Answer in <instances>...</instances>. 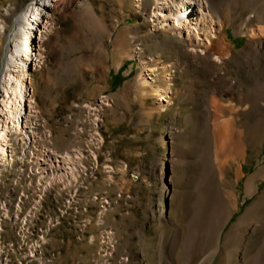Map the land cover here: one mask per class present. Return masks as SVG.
Instances as JSON below:
<instances>
[{"label":"rangeland","instance_id":"obj_1","mask_svg":"<svg viewBox=\"0 0 264 264\" xmlns=\"http://www.w3.org/2000/svg\"><path fill=\"white\" fill-rule=\"evenodd\" d=\"M133 1L87 0V7L74 12L48 11L36 30L26 102L29 140L18 143L10 135L11 162L0 166V264L202 260L197 244L208 214L206 204L213 206L219 193L221 170L214 144L206 139L215 118L210 101L213 97L220 102H213L216 107L231 108L247 90L246 82L264 78L257 70L263 65L259 58L264 59V38L254 42H261L263 54L250 59L246 53L254 45L232 27L213 32L216 38L210 40L205 29L203 46L198 47L173 33L165 36L158 20L149 18L151 6L135 0L139 7L133 10ZM29 2L0 0V52L14 19ZM241 12L238 8L235 15ZM222 36L240 58L205 60L204 44ZM156 58L170 65L171 91L168 101L154 103L148 91L142 96L138 89L147 68H142V60L162 85ZM262 115L245 111L247 135ZM225 120L217 118L218 123ZM22 123L25 126V118ZM248 142L245 176L237 184L238 211L222 236L264 190V181L258 180L257 192L252 197L244 194L258 153L264 165V143L260 152L250 136ZM43 148L46 153L41 155ZM47 163L57 179L46 178ZM227 176L234 177V166ZM201 201L205 206L194 223V205ZM188 224L196 230L193 248L183 246ZM174 228L180 243L172 258L165 257L164 243L171 242ZM183 248L191 252L183 253ZM209 264H217V258Z\"/></svg>","mask_w":264,"mask_h":264},{"label":"bare ground","instance_id":"obj_2","mask_svg":"<svg viewBox=\"0 0 264 264\" xmlns=\"http://www.w3.org/2000/svg\"><path fill=\"white\" fill-rule=\"evenodd\" d=\"M86 1L30 0L14 19L5 46L0 52V166L6 162H11V154L9 153L10 142H8L10 135L18 143L27 144L29 140V134L26 132L29 118L26 102L29 100L28 87L31 84L29 65L36 56L33 50V38L36 30H38L40 23L43 24V19L48 15V11L58 12L63 15L74 12L76 7L80 8L85 5L87 7ZM144 1L151 6L149 18L158 20L160 29L165 36L173 33L176 36L191 40L198 47L203 46L202 35L205 29L208 30L209 40L211 39L210 36L216 38L215 35H212L213 32L220 30L225 32L228 27H232L236 34L248 36L250 38L247 41L249 45H254L256 40L264 38V0ZM138 7L137 1L134 0L132 9L137 10ZM192 8H194L195 13L191 11ZM238 8L246 12V14L241 12L239 16H236L235 12ZM237 18L239 21H237ZM5 22L6 19L4 18V24ZM223 39V36L222 38L217 37L213 41L207 39L210 46L204 44L202 48V51H205L203 56L205 60L212 62L211 58H215L228 62L229 60L240 58L232 47L225 46ZM260 46H262L261 42L259 41L258 44L256 42L252 51L245 52L247 58L250 59V56L256 54L262 55L263 50H260ZM158 59L156 58L155 60V66L162 67V85L156 83V79L152 77V70L147 69L146 62L142 60V68H147L142 71V83L138 89L142 96L148 91L156 99L154 103H157V100L168 101L171 91L170 65H167L168 63L161 65ZM259 60L263 62V65L256 68L260 73L259 75L264 76V59L259 58ZM255 81V83L252 81L246 82L245 87L247 90L241 93V97L231 108L226 109L222 105V107H216L215 104L218 105L220 102L213 97L210 101L211 108L209 111L215 113V118L213 117L210 124L212 131L208 133L206 139L210 144H214L216 155L219 157V163L221 164V170L218 181L219 193L216 202L213 206L206 204L208 214L199 237V239L201 238L200 242L199 244L196 243L199 245V249L203 251V258L199 264H209L214 258H217V264H264V190L238 216L236 221L231 224L222 236L224 228L232 219L234 213L238 211L237 184L245 176L242 172V164L247 162V157H249L247 156L248 137L250 136L254 141L253 143L259 147L264 143V78L259 77ZM162 106L165 105L163 104ZM221 108L223 110L222 113H218ZM248 108L255 113L263 111V115L258 118L256 128L247 135L242 121ZM238 112L240 113L238 114ZM240 115L241 117L239 118ZM224 116L227 117V120L218 123L217 118ZM24 118L25 126L22 123ZM259 150L260 152L262 151V146ZM41 152V155L45 152L44 148ZM258 154L256 156L258 159L257 168L246 177L244 183V194L246 197H252L257 192L258 180L264 181V165H261ZM64 159L66 160L65 156ZM78 161L75 160L76 163ZM47 164L46 167L43 166V172H46L47 175L46 178L48 180L57 179L54 171L51 170V163ZM72 166H70V175L76 173ZM232 166H234V177L229 178L227 176L228 170ZM204 206L205 204L202 201L194 205V209L196 208L195 218H192L194 223L199 219V213H201ZM174 229L175 234L171 242L167 241L169 244L164 243V245H168L167 252L166 250L163 251V253L166 252L165 257L172 258L178 243H180L177 238L178 229ZM186 230L188 234L186 243L184 242L183 246L193 248L196 244L191 242L193 241L191 236L196 231L195 226H189L188 224ZM161 235L163 237L164 233ZM164 238L169 240L167 236ZM109 240L110 235L107 234L106 241ZM188 248H183V253L189 254L191 251ZM32 254L35 256L34 252Z\"/></svg>","mask_w":264,"mask_h":264}]
</instances>
